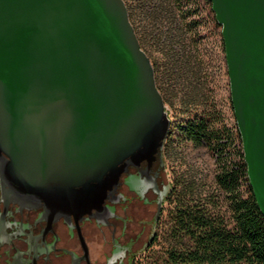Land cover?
<instances>
[{
    "label": "water",
    "instance_id": "95a60500",
    "mask_svg": "<svg viewBox=\"0 0 264 264\" xmlns=\"http://www.w3.org/2000/svg\"><path fill=\"white\" fill-rule=\"evenodd\" d=\"M209 1L264 214V0ZM170 123L125 0H0V203L100 210L129 165L163 162Z\"/></svg>",
    "mask_w": 264,
    "mask_h": 264
},
{
    "label": "rangeland",
    "instance_id": "374dc122",
    "mask_svg": "<svg viewBox=\"0 0 264 264\" xmlns=\"http://www.w3.org/2000/svg\"><path fill=\"white\" fill-rule=\"evenodd\" d=\"M125 1L172 119L173 144L166 160L171 174L177 179L187 167L196 170L202 191L196 192L192 201L200 200L205 205L208 201V208L219 211L220 217L230 222L222 194L204 192L214 188L218 154L222 151L217 152L204 141L195 145L180 132L184 124L203 118L210 128L225 131L228 126L236 133L221 27L215 23L210 3L208 0ZM187 97L189 101L185 104ZM179 193H175L176 197L163 213L154 242L139 248L133 264H178L170 261V250L188 242V237L172 229ZM212 201L219 204L213 206Z\"/></svg>",
    "mask_w": 264,
    "mask_h": 264
},
{
    "label": "flooded vegetation",
    "instance_id": "af4514ba",
    "mask_svg": "<svg viewBox=\"0 0 264 264\" xmlns=\"http://www.w3.org/2000/svg\"><path fill=\"white\" fill-rule=\"evenodd\" d=\"M190 124L180 129L189 139ZM172 127L171 119L162 147L163 162L156 160L150 167L146 162L129 165L100 210L51 219L42 206L0 203V264H133L139 248L154 242L175 193L180 192L178 197L185 200L202 191L196 170L187 167L177 179L171 174L166 160L173 144ZM226 131L231 128L227 126ZM191 140L195 145L199 142ZM216 175L214 188L204 192H220L224 199L222 192H232L231 185L224 189ZM247 185L248 181L243 186ZM214 201V206L219 204Z\"/></svg>",
    "mask_w": 264,
    "mask_h": 264
},
{
    "label": "trees",
    "instance_id": "16d2710c",
    "mask_svg": "<svg viewBox=\"0 0 264 264\" xmlns=\"http://www.w3.org/2000/svg\"><path fill=\"white\" fill-rule=\"evenodd\" d=\"M212 12L216 25L221 27ZM190 123L191 139L204 141L217 152L222 151L218 154L216 177L224 189L231 185L232 192H222L230 222L223 220L219 211L208 208V201L206 205L200 200L192 201L193 193L189 199L178 197L172 229L188 237V242L170 250V261L178 264H264V214L249 182L238 127L235 133L210 128L203 118ZM247 181V187L243 186Z\"/></svg>",
    "mask_w": 264,
    "mask_h": 264
},
{
    "label": "built area",
    "instance_id": "2783aa9c",
    "mask_svg": "<svg viewBox=\"0 0 264 264\" xmlns=\"http://www.w3.org/2000/svg\"><path fill=\"white\" fill-rule=\"evenodd\" d=\"M166 108H167V106H166ZM168 110V109H167ZM168 113H169V110H168ZM170 117V116H169Z\"/></svg>",
    "mask_w": 264,
    "mask_h": 264
}]
</instances>
